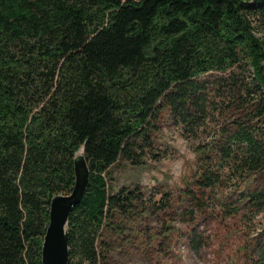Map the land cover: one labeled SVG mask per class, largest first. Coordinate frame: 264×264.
Returning <instances> with one entry per match:
<instances>
[{
	"label": "trees",
	"instance_id": "1",
	"mask_svg": "<svg viewBox=\"0 0 264 264\" xmlns=\"http://www.w3.org/2000/svg\"><path fill=\"white\" fill-rule=\"evenodd\" d=\"M163 113L197 139L189 206L242 182L229 211L263 213L264 0H0V264H43L49 203L71 191L80 148L89 181L68 264L133 242L123 222L149 200L106 174L155 155ZM254 240L244 264H264V230Z\"/></svg>",
	"mask_w": 264,
	"mask_h": 264
},
{
	"label": "rangeland",
	"instance_id": "2",
	"mask_svg": "<svg viewBox=\"0 0 264 264\" xmlns=\"http://www.w3.org/2000/svg\"><path fill=\"white\" fill-rule=\"evenodd\" d=\"M252 72L249 68L246 74ZM154 134L155 155L141 165L120 161L106 174L111 191L138 185L149 201L145 209L137 211V217L123 222L133 242L115 243L104 264H244L243 254L247 256L256 233L264 230V211L250 222L244 217L241 221V211L237 215L229 211L241 199L242 182L206 189L201 200L204 205L189 206L195 202L193 194L183 189L198 169L197 139L186 138L165 113ZM163 195L166 205L157 210L154 207ZM153 201L156 204L150 208Z\"/></svg>",
	"mask_w": 264,
	"mask_h": 264
},
{
	"label": "water",
	"instance_id": "3",
	"mask_svg": "<svg viewBox=\"0 0 264 264\" xmlns=\"http://www.w3.org/2000/svg\"><path fill=\"white\" fill-rule=\"evenodd\" d=\"M74 183L67 194L51 198L48 210V224L41 244L43 264H68V217L83 198L89 181V167L83 148L73 156Z\"/></svg>",
	"mask_w": 264,
	"mask_h": 264
}]
</instances>
